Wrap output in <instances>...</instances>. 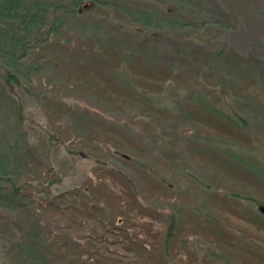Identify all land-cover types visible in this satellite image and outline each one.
Segmentation results:
<instances>
[{
    "label": "rangeland",
    "instance_id": "obj_1",
    "mask_svg": "<svg viewBox=\"0 0 264 264\" xmlns=\"http://www.w3.org/2000/svg\"><path fill=\"white\" fill-rule=\"evenodd\" d=\"M260 207L264 0H0V264H264Z\"/></svg>",
    "mask_w": 264,
    "mask_h": 264
},
{
    "label": "trees",
    "instance_id": "obj_2",
    "mask_svg": "<svg viewBox=\"0 0 264 264\" xmlns=\"http://www.w3.org/2000/svg\"><path fill=\"white\" fill-rule=\"evenodd\" d=\"M114 169V168H113ZM115 172H118L116 170H114ZM170 234H171V225L169 226L168 228V231H167V236L165 237V242H164V246L166 245L167 243V240H168V237H170Z\"/></svg>",
    "mask_w": 264,
    "mask_h": 264
},
{
    "label": "water",
    "instance_id": "obj_3",
    "mask_svg": "<svg viewBox=\"0 0 264 264\" xmlns=\"http://www.w3.org/2000/svg\"><path fill=\"white\" fill-rule=\"evenodd\" d=\"M260 210L264 213V207H260Z\"/></svg>",
    "mask_w": 264,
    "mask_h": 264
}]
</instances>
